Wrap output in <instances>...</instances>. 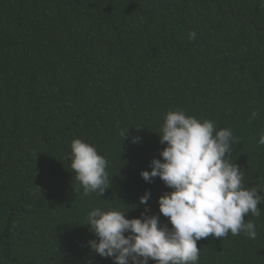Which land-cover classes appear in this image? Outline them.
Instances as JSON below:
<instances>
[{"label":"trees","instance_id":"trees-1","mask_svg":"<svg viewBox=\"0 0 264 264\" xmlns=\"http://www.w3.org/2000/svg\"><path fill=\"white\" fill-rule=\"evenodd\" d=\"M176 108L239 137L230 159L264 193V0H0V264H113L88 247L87 214L159 215L170 189L140 172ZM74 138L109 161L102 197L77 190ZM257 207L255 239L202 238L199 264H264Z\"/></svg>","mask_w":264,"mask_h":264},{"label":"clouds","instance_id":"clouds-1","mask_svg":"<svg viewBox=\"0 0 264 264\" xmlns=\"http://www.w3.org/2000/svg\"><path fill=\"white\" fill-rule=\"evenodd\" d=\"M188 37L194 40L196 32L189 31ZM258 114L254 111L252 117ZM127 133L121 131L123 140ZM158 136L164 145L160 158H153L150 170H141L140 176L149 183L159 178L170 189L157 198L159 215L147 214L145 208L139 217L127 218L128 211L95 207L87 221L97 239L88 241V247L113 264H199L197 242L202 238L220 239L230 232L255 239L256 224L245 216L261 215L257 206L264 203V193L246 188L243 171L230 159L239 137L180 108L165 114ZM139 142V136L131 137V143ZM257 144L264 145V133ZM70 148L77 190L82 188L85 197H102L111 187L108 159L80 138H74ZM150 196L145 191L139 203L147 205ZM161 215L167 223L161 222Z\"/></svg>","mask_w":264,"mask_h":264},{"label":"flooded vegetation","instance_id":"flooded-vegetation-1","mask_svg":"<svg viewBox=\"0 0 264 264\" xmlns=\"http://www.w3.org/2000/svg\"><path fill=\"white\" fill-rule=\"evenodd\" d=\"M11 224L7 222V226L5 227L6 233L0 234V252L3 255L4 258L8 259L9 254H8V244L5 241V237L8 235V231L10 228ZM15 260L13 259V262Z\"/></svg>","mask_w":264,"mask_h":264}]
</instances>
